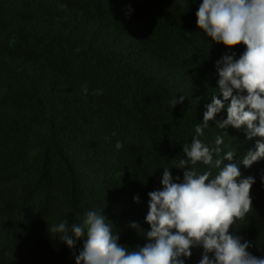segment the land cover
I'll return each mask as SVG.
<instances>
[{
    "label": "trees",
    "instance_id": "obj_1",
    "mask_svg": "<svg viewBox=\"0 0 264 264\" xmlns=\"http://www.w3.org/2000/svg\"><path fill=\"white\" fill-rule=\"evenodd\" d=\"M200 3L0 0V264H75L86 236L70 250L48 227L82 223L91 209L105 210L120 244L148 242L131 223L150 230L148 193L162 189L165 167L182 181L173 166L218 93L215 61L245 50L211 42L197 27ZM222 118L226 107L200 138L223 137L220 157L236 150L239 161L257 138L219 129ZM248 176L253 208L230 231L264 258V160L241 164ZM191 251L185 264H199L203 249Z\"/></svg>",
    "mask_w": 264,
    "mask_h": 264
},
{
    "label": "clouds",
    "instance_id": "obj_2",
    "mask_svg": "<svg viewBox=\"0 0 264 264\" xmlns=\"http://www.w3.org/2000/svg\"><path fill=\"white\" fill-rule=\"evenodd\" d=\"M176 2L188 4L190 0ZM196 23L212 43L227 49L243 44L245 50L238 58L232 52L215 61L218 93L211 95L191 142L182 146L184 158H178L173 166L185 169L182 181L176 177L175 181L180 182H174L170 168L165 167L162 189L148 193L145 221L150 230H141L136 222L130 225L144 233L148 242L142 247L131 249L120 244L119 235L113 234V224L107 222L110 220L101 209L88 210L82 223L70 225L63 220L49 226L50 236L59 235V241L70 250L86 236L79 254L73 253L75 264H185L193 247L203 249L199 264H264V258L248 251L252 242L230 231L253 208L251 188L255 178H241V164L250 168L264 160V0H202ZM83 90L87 93L86 85ZM94 94L102 91L95 90ZM184 99V95L179 99L175 96L171 106L182 104ZM225 107L226 118L216 120V127H244L248 140L257 138L254 149L239 161L234 160L236 150L220 157L223 137L216 136L214 145L200 138L209 121ZM122 147L117 142L116 148ZM214 155L218 157L215 160ZM198 162L209 166V170L201 173L189 167ZM212 168L219 171L213 175ZM261 180L264 182V176ZM133 199L139 202V196Z\"/></svg>",
    "mask_w": 264,
    "mask_h": 264
}]
</instances>
